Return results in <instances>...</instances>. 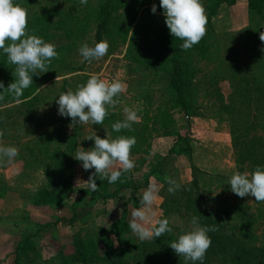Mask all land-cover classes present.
<instances>
[{"label":"rangeland","instance_id":"1","mask_svg":"<svg viewBox=\"0 0 264 264\" xmlns=\"http://www.w3.org/2000/svg\"><path fill=\"white\" fill-rule=\"evenodd\" d=\"M105 2L88 0L87 5H82L80 0H14L27 10L28 34L54 44L59 55L50 62L48 72L33 75L32 84L17 102L4 91L15 82L16 66L8 62L0 49V81L4 84V88H0V95L4 96L0 100V131L4 133L0 136V145L15 146L19 150L12 162L0 160V264H13L14 250L25 234L35 233L61 217L70 218L72 203L81 196L77 210L79 219L73 226L60 223L48 233H37L34 241L38 255L40 251L42 258H46L43 260L53 259V263L48 264H63L58 255H73L77 238L86 242L92 240L98 254L107 255L106 239L100 237L98 229L121 220L122 224L111 238L118 252L125 254L120 260L134 264L133 253L127 251L131 246L152 240H140L129 228L131 214L141 207L140 198L150 181L157 185L158 199L152 207L154 215L149 214L148 226L154 227L159 220L167 218L172 228L168 234L175 235L174 240L191 230L188 214L184 216V211L172 214L167 210L165 176L183 186L197 178L205 203L215 210L217 217L223 222L238 224L243 221L235 215L245 214L254 221L255 246L264 248V202H257L251 196L240 198L228 184L235 172L251 174L257 165L240 161L233 146L230 121L220 110V100L230 104L246 86L251 94L256 85L264 87V51L261 50L264 42L259 38L260 32H264V14L252 10L249 0H232L209 18L212 3L201 0L208 21L206 35L181 53L196 98L195 109L200 114L188 123L185 113L175 103V93L168 85L169 75L162 67L153 70L145 60L156 41L171 35L160 0H111L104 37L109 44L108 52L99 60L82 62L78 49L85 42L95 45L96 31L102 21L100 10ZM154 4L157 6L155 14L151 11ZM92 75L108 82L119 80L127 85V90L116 97L120 103L115 109L108 107L102 125L77 123L70 128L72 120L58 114L56 100L61 93L75 91ZM125 107L137 111L139 122L132 124L131 131L115 132L111 126L124 120ZM237 107V112L250 113L247 118L253 129H250L249 139L264 143V113L245 110L240 103ZM107 131L111 138H136L130 156L135 167L122 173L114 184L96 178V190H113L123 183L140 186L127 206L123 205V200L105 203L95 200L97 194L83 183L95 169L85 171L82 162L73 156L78 147L85 150L94 147V140H88V136L107 138ZM178 136L190 144V158L186 154L172 155ZM62 155H71L66 180L71 202L60 208L33 205L34 197L48 184L46 170ZM168 155L173 156L170 174H156L155 169ZM77 181L81 182L78 186ZM121 196L127 201L131 197L130 190H123ZM85 206L87 210L83 211ZM125 209L127 218L121 219ZM234 209L235 215L230 212ZM165 247L170 255L176 256L169 245Z\"/></svg>","mask_w":264,"mask_h":264},{"label":"clouds","instance_id":"2","mask_svg":"<svg viewBox=\"0 0 264 264\" xmlns=\"http://www.w3.org/2000/svg\"><path fill=\"white\" fill-rule=\"evenodd\" d=\"M82 5H87L88 0H80ZM165 16V23L174 38L183 41L181 50H188L198 44L206 35L207 16L201 0H160V5ZM155 14L157 6L154 4L151 9ZM28 13L25 8L15 4L14 0H0V49L6 54L10 64L15 65L13 76L15 82L4 88L0 81V88H4L8 94L19 102L23 91L33 82V75L46 73L49 71V64L54 58H58L56 46L37 35H29L27 32ZM259 38L264 42V32H260ZM109 44L105 40L89 46L83 43L78 49L83 61L91 62L93 59L99 60L108 52ZM264 51V48L261 49ZM58 76L56 77V80ZM127 90V85L119 80L108 82L97 75H92L85 84L78 85L76 90H68L61 93L56 100L58 104V114L70 117L72 123L70 128L91 122L102 125L108 115V107L115 109L120 103L116 97ZM4 96L0 95V100ZM107 106V107H106ZM124 120L112 124V130L120 132L122 129L132 130V124L139 122L137 111L130 107L123 109ZM107 130V129H106ZM0 131V136H3ZM88 140H94V147L85 150L78 147L74 158L82 162L85 171L95 169L89 176L87 182L92 191L98 187L97 176L100 180L107 179L109 184L117 182L122 173L131 171L134 161L130 158L131 149L136 144V138L118 136L111 138L107 131V138L99 135L88 136ZM19 155V150L15 146L0 145V160L12 162ZM165 181L169 185V194H175L180 188V184L171 177L165 176ZM77 181V186L80 184ZM228 184L231 191L240 198L246 196L254 197L257 202H264V167L256 166L255 170L249 174L235 172ZM158 199V188L153 182H149V187L143 192L140 198L141 207L133 210L132 219L129 221V228L140 240H151L159 238L165 233L171 232L167 218L158 221L154 227L148 226L149 214H153L152 207ZM191 230L180 234L178 239L172 241L169 246L175 254L184 260V264H204L207 250L211 246L210 231H216L215 226H201L199 218L193 216L191 219Z\"/></svg>","mask_w":264,"mask_h":264},{"label":"trees","instance_id":"3","mask_svg":"<svg viewBox=\"0 0 264 264\" xmlns=\"http://www.w3.org/2000/svg\"><path fill=\"white\" fill-rule=\"evenodd\" d=\"M212 4L209 6V18L214 15L220 6L229 4L232 0H209ZM110 3L111 0H106L100 10L102 18L96 31V43L104 40L108 21L110 20ZM249 6L258 14H264V0H249ZM182 40L174 38L172 35L158 40L147 53L145 58L146 62L150 64V68L158 70L162 67L169 75V87L175 93V103L185 113L186 120L190 123L192 117L199 116L196 107V98L193 94L192 83L188 78L185 66L181 61L182 50L180 45ZM230 104H225L224 100H220V110L224 112L231 125V136L233 146L237 151L240 161L243 163H253L254 166L264 167V143L259 139H249L250 129H253L249 124V115L246 111L237 112L238 103L241 108L244 106L245 110H254L258 113H264V87L260 84L256 85L253 93L251 94L249 86H246L239 91L238 99L232 98ZM24 101V100H23ZM236 102L237 105L235 104ZM245 103V104H244ZM253 108V109H252ZM253 119L255 116H253ZM248 117V118H247ZM249 124V125H248ZM174 131V130H173ZM192 148L185 138L178 136L172 147V155L186 154L190 158ZM168 155L163 159L162 165L155 169L156 174H170V164L173 161V156ZM71 155H62L59 157L57 163L52 165L46 170L45 177L48 184L45 188L40 190L33 199V205L46 206L50 208H60L66 202H71V192L68 189L66 180L70 172ZM197 171L196 168H194ZM167 189L169 185L166 183ZM141 189L140 186L135 184H120L113 190H95V200H101L104 203L107 201L123 200V205L127 206L133 197ZM123 190H130L131 197L126 201L121 196ZM82 193V192H81ZM82 196L73 201L70 218L61 217L55 222L47 223L44 227L39 228L37 232L27 233L14 250L13 264H48L53 263V259L49 261L43 260L40 251L38 255V247L34 241L37 233H48L49 230L55 228L60 223L73 226L77 222L78 207L81 204ZM167 210L172 214H180L184 211L192 219L193 216L199 218L201 226H215L216 231H210L208 235L211 238V246L207 250L204 264H264V248H258L254 242L256 240L253 233L254 224L251 219H248L245 214H234L236 209L230 211L237 218L242 219V223H231L230 221H221L215 210L207 205L202 196L200 186L197 178L190 184L183 186L175 192V194H167ZM91 206V205H90ZM87 206L82 210L86 211ZM72 212V214H71ZM230 213V214H231ZM128 210L125 212L121 219L127 218ZM121 220L114 222L108 228H99L98 233L100 237L106 239L105 253L107 255L100 256L97 248L92 240L87 242L79 238L75 239V253L71 256L58 255L63 259V264H124L119 257L124 256V252H118L115 248L114 240L111 238L116 233L118 225L122 224ZM239 231V232H238ZM169 233V232H168ZM165 233L159 238H153L151 241H145L138 246H131L127 252H132L134 264H184L183 258L173 256L168 253L167 245L175 239V235ZM134 249L136 251L134 252ZM130 255V254H129ZM191 264V262H189ZM196 264H200L199 261Z\"/></svg>","mask_w":264,"mask_h":264},{"label":"crops","instance_id":"4","mask_svg":"<svg viewBox=\"0 0 264 264\" xmlns=\"http://www.w3.org/2000/svg\"><path fill=\"white\" fill-rule=\"evenodd\" d=\"M70 211V210H69ZM43 258L46 260V258L43 256Z\"/></svg>","mask_w":264,"mask_h":264}]
</instances>
